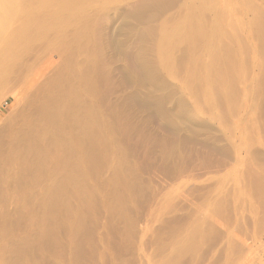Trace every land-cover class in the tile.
<instances>
[{"label":"rangeland","instance_id":"obj_1","mask_svg":"<svg viewBox=\"0 0 264 264\" xmlns=\"http://www.w3.org/2000/svg\"><path fill=\"white\" fill-rule=\"evenodd\" d=\"M12 1L13 0H11V4L13 6L7 4L6 8L4 7L5 5H3V7L1 6L2 8L0 7L2 13H0V15L5 18H1L0 27L4 31L0 29L2 32H0V37H2V39L0 38V49H2L0 50V61H2L0 62V69H5V71H3V69L0 70V73L3 71L0 75H5L3 78L0 76V80L3 79V81H0V127L2 128L0 129L3 130L2 133L0 131V143L3 144V147L2 144H0V151H2V148L3 150L6 149L7 151H4L8 152V149L21 137V131L18 133V130L22 127L26 130V128L34 126V123L36 125V120L38 119L37 123H43L39 124L41 128H38V125L33 128L37 129L38 135L42 134L43 142L40 140V135V139L38 138L36 143L44 150L34 144L36 150L39 147L37 152L43 150L40 154L36 152L42 158V162L39 164V161H41V158H39L40 160L38 159V163L36 161L35 165H38L40 169L44 170L47 162L52 161V163H47L49 168H46V170L48 171H40V169H37L34 165L36 159L33 161L30 159L33 154L29 152L25 153L27 156L31 154V156H28L29 159L25 158L23 161L20 160L22 161L21 163L17 158H13V160L9 159L8 162L6 161V164L3 162L4 164L0 167L1 170H3V172L0 170V174L2 175H0V181L4 179L7 183L6 185L3 183L4 180L1 181L0 184H2V186L0 185V190L5 185L6 189L9 190H7L8 193H5L6 195L3 193V197L8 195L7 199L9 200L5 198L8 202H5V204H3L4 200L1 203V200L4 198L0 191V208L2 207V209H0V214L2 213L0 215V225L1 227L3 226L2 228L0 227V264H6L7 262V264H17L18 261L16 259H21L18 264H47L48 262H51L50 264H264V51H262L264 49L262 48V44L264 43V39H262L264 37V35L262 37V34H264V0H206L207 3L206 1L202 2L200 0H195L197 2L195 5L193 4L196 2H193V0H100L101 2L99 0H97V2H95L96 0H88L83 3L85 4L83 7L77 8L80 11L74 12L72 9L71 11L73 14L71 11H65L70 10L67 8L68 5H64L69 2L66 0H54V2L52 0H50L51 2L49 0H36V2H34L35 0H14L15 3ZM44 1L45 3H42ZM98 1L100 3H98ZM245 1H247V4ZM201 2L205 8L199 4ZM57 3H59V5ZM89 3L92 5H88ZM208 3L210 5H208ZM213 3L215 5L211 6ZM205 4L208 6H205ZM7 7L8 10H12L13 8L15 12L10 10L9 13H7V10H3L7 9ZM86 7L87 9L85 10L84 8ZM194 7L196 11L193 10ZM196 7H200V9ZM209 7L212 9H209ZM187 8H191V13L189 10L187 11ZM201 8H203V11H200L202 10ZM19 9L21 11H19ZM52 9L54 13L57 11V14L59 13L58 11H60L61 15L64 16L65 14V16L56 15V20H53L51 16V12L53 13ZM205 9H207V11H205ZM87 10L89 11L87 12ZM99 10L102 11L98 12ZM42 11L44 13H42ZM47 12L48 16L46 15ZM256 12H259L258 16ZM261 12L263 14H261ZM74 13H78L76 14L78 16H74ZM90 13L95 14L91 15ZM187 13L189 15L191 14L190 17L188 15L189 18L187 17ZM12 14H14L13 17ZM15 14L17 16H15ZM84 14L87 15L85 16ZM6 15L8 18H6ZM23 15L26 17L23 18ZM18 16L21 17V19ZM70 16H72V18H70ZM198 16L201 22H199ZM33 17L37 18L36 22L38 21V24L41 21H45V24L41 22V24H39L41 26L38 27ZM65 17L68 19L65 20ZM82 17H87L88 19ZM202 17L204 19H202ZM257 17L262 18L258 20ZM9 18L11 20H9ZM17 18L18 23L15 21ZM76 18H78L77 21L79 22H76ZM93 18L95 22L92 20ZM186 18L190 22L189 24ZM196 18L197 21H195ZM27 19H29L30 23H28L29 21ZM184 19L186 21H184ZM254 19H257V21L261 23V26L257 25V21ZM5 20H8L6 21L8 24L4 23L8 25V31L7 28H5L6 26L2 23ZM25 20L28 22H25ZM14 21L15 23H13ZM51 22L53 27H51ZM84 22H88L89 26L88 23H86L88 27L85 25L86 28H82L85 24ZM91 23L92 26H90ZM19 24L23 25L20 26ZM29 24L30 26H28ZM58 24L60 25L59 28L65 27L64 32L58 28ZM193 24H195V26ZM55 25L57 26L54 27ZM213 26L214 29L212 28ZM15 27H19V30L21 28L20 31L18 30L20 33H18ZM43 27H46V29L42 30ZM48 27L51 31L48 30ZM28 28L29 32L35 30L34 32H38L39 34L36 33L35 36L34 32L33 34L29 33L27 31ZM30 28H32L33 31ZM37 28H39V30ZM196 28H201V30H197ZM204 28L206 29L204 30ZM219 28H221L223 34H221ZM10 29H14L12 30L13 32H11ZM194 29L199 33H195ZM77 30L79 32L80 30L82 31L80 33L81 40L78 37L80 35H78L79 32H77ZM254 30H256V32ZM14 31L16 32L14 33ZM167 31H171V34L169 33L171 37L167 35ZM175 31L176 33H174ZM21 32L23 34L26 32V35H23ZM75 32L77 33L75 34ZM208 32L212 33L209 34ZM215 32L221 35L218 34V36H216ZM254 32L256 35H254ZM184 33H187L188 36L184 35ZM20 34H22V36H20ZM27 35H30L32 38L35 37V40L31 37L27 39ZM46 35L48 37H46ZM59 35L62 40L58 37ZM165 35H167L165 40L169 37L167 39L168 41L164 40ZM174 36H176L177 39ZM206 36L210 37L206 38ZM49 37L50 40L47 39ZM6 38L8 40H6ZM36 38H39V40ZM65 38L66 40H64ZM171 38L172 41L169 40ZM201 38L205 40L202 41ZM209 38L212 40L210 41ZM194 39H196L197 42L194 41ZM13 40H16L17 43H14ZM30 40L33 43H31ZM160 40L165 41L162 42L164 45ZM43 41L45 43H43ZM199 41L201 45L198 44L200 43ZM212 41H215V44ZM11 42L14 43L12 47L10 46L12 45ZM64 42H66V45H63L66 47H62V43ZM167 42H171V44L169 43L171 47L169 44L166 45ZM207 42H210V47ZM245 42H247L248 46ZM20 43H22V45ZM18 44L19 46L21 45V47H19ZM39 44L41 46H39ZM72 44L77 46L75 47ZM174 44L175 46H173ZM56 45L61 47L57 48ZM243 46H247V49ZM70 47H72V49ZM73 47L76 50H74ZM198 48L201 50L200 52L198 50L199 55H197ZM7 49L10 52V56L9 54L5 55ZM11 49H14L15 52L14 50L12 52ZM61 50L63 52H61ZM64 51H66V53ZM14 54L16 55L15 57ZM70 54L72 55L70 56ZM19 55L22 56L19 57ZM68 55L70 58L66 60ZM194 55L196 57L199 56L201 60ZM217 56L220 57L222 62H220ZM224 56L227 58L224 59ZM258 56L260 57L256 58ZM72 58L73 60H71ZM3 59H6L8 62ZM88 59H91L93 62H90ZM217 60L219 61L218 63ZM88 62H90L91 68ZM215 62L218 66L221 65L219 63H222L220 66L222 68L219 69V67H216L217 65ZM9 63L13 66L9 65ZM62 63L65 65L63 66ZM73 63L74 66H72ZM208 64L211 65L209 66ZM226 64H228V66ZM197 65L203 66L200 68V66ZM55 66L56 69H54ZM196 66L198 69H196ZM208 66L211 67V69L207 70ZM65 67L67 70L64 69ZM214 67L215 70L218 68L217 72L222 70L223 73H221L223 75H221V78L220 73L218 72L219 74H216V71H214ZM199 68L200 71L202 70L201 72H199ZM8 69L11 70L6 71ZM51 69L54 72H51ZM57 69L60 71L63 70L62 72L65 73L62 74L61 72L60 75V71ZM196 70L199 73H197ZM10 71L12 73H10ZM206 71H210L211 75H208L207 73L209 72ZM230 71L231 74H228ZM212 75L215 76L214 78L212 77L213 79L211 78ZM233 75H235V78ZM57 76H60V80L61 78H65L63 79L65 82L61 80L62 90H65L67 87L65 85L67 84L66 80L70 81V83L72 80L73 82H79L78 85L76 84L77 86H75L78 89L74 86L72 87L70 83L67 84L68 90L71 91L72 96L76 91L75 96L72 98H69L71 94L68 93V95L70 94L68 100L72 99L69 100L68 109L72 105L71 102L75 100L72 102L74 106L72 105L68 110V127H66L67 124H65V122L63 127L61 129L59 128L60 131L55 129L57 126L53 124V122L50 123L49 120L45 121V125L50 124V127H48V125L45 126L40 117V112L43 111L44 107V103L42 102L46 101V92L47 89L49 90L48 86L53 83L52 81L54 78V82H57ZM207 76L210 81H206V79H208L206 78ZM226 77H228V80ZM68 78H71V80ZM233 78L234 80H232ZM73 85L75 84L73 83ZM69 86L72 87V90ZM229 89L231 90L229 91ZM79 90L81 94H83L82 96ZM51 91L52 90H50V92ZM77 92L79 93L77 94ZM76 96L78 97L76 98ZM81 98L84 101H81ZM79 101L82 102V104H80ZM86 102H90L89 105ZM83 103H85V105H83ZM37 105L39 107H37ZM35 107L37 109H35ZM25 108L26 110H24ZM39 108L42 109V111ZM76 108H79L77 109L79 113ZM88 108L90 111L93 109L97 111H92L94 113L93 115ZM80 109H86L90 114H88L86 110L83 111ZM35 111H38L37 113L40 115H37ZM80 111H83L81 113L82 115ZM14 113L20 116L17 117ZM95 113L101 116H99V120L95 118L98 117ZM83 114H86V117ZM24 115L27 118L23 117ZM60 115L61 113L59 116ZM80 115L81 117L79 118L78 116ZM20 117L22 119L24 118V122H22ZM82 117L85 118L81 119ZM84 119H86L87 122H85ZM71 120L72 122H70ZM73 120H75L74 122L76 124L73 123ZM20 122L24 124H22V127ZM70 123L72 124L69 125ZM85 123H89L90 126L88 127L90 129L88 128V131L91 130L90 132H92L93 135L85 131L87 129L86 126H84ZM52 126H55V128ZM91 126L94 128H91ZM102 126L103 128H101ZM17 127L20 129L16 130ZM98 128L99 130H96ZM11 129L14 130V133ZM24 129H21L23 130V135L26 134L24 133ZM48 129V135H45L44 133H46ZM54 129L60 133H57ZM61 131H63L65 136ZM73 131L77 133L76 136L79 138H75H77L78 141L74 139L75 133ZM96 131H99V134ZM51 134H53L55 138ZM57 134L62 135V140ZM49 135L50 139L52 137L51 140L53 143L55 141L57 144L59 140V145L63 144L60 146L55 143L53 144L51 140H49ZM15 136L17 138H14ZM63 137H66L67 140L65 141H69V144L75 149H72L69 144L67 147L65 144L66 142H62L64 140ZM91 137H93V139ZM68 138L71 139L69 140ZM80 138L82 140H80ZM99 138H101V140ZM2 140L5 141L7 146H5ZM75 140L78 143H83L78 145ZM93 141L94 143H92ZM50 145L54 146L50 147ZM86 145H88V147ZM58 146L62 147L59 149V152L55 149ZM65 148L68 149L66 150ZM84 148L87 150L85 149L84 151ZM88 148H90V150ZM51 149H55V151L58 152L57 155L63 153V151L67 154L63 153V155L57 156L55 153L51 155V153H53ZM69 149L73 150L75 153ZM48 150L49 153L51 152L50 154L47 152ZM95 151L98 154H96ZM84 152L88 156L85 155ZM44 154L47 155V159ZM75 154L78 156L80 155L79 158ZM42 155L44 156L42 157ZM49 156L50 158H48ZM65 156L67 157V162L66 159H64L65 163L71 164L68 170L67 168L64 169V165L66 167V164L61 160L63 157L66 158ZM69 157L75 159L71 160ZM89 157L92 158L89 159ZM44 159L47 161L45 162ZM92 160L96 163L93 164V167L91 164L93 163ZM57 161H61L62 169ZM85 161L89 163L87 162L86 164L84 163ZM79 162L82 168L81 165H78ZM56 163L59 167H57ZM72 163H75L76 167L79 169L70 168L75 167ZM41 164L43 165L42 168ZM50 164L53 165L50 167ZM14 165H16V167H14ZM13 167L14 170H12ZM53 167H57L58 174L57 170ZM12 171L14 175H12ZM68 171L72 173L70 175L73 179L75 177L77 179L73 180L71 176L68 175V173H70ZM6 172H8L7 175ZM40 172L45 173L42 174ZM20 173L21 177L18 176ZM77 174L80 175L81 178H78ZM51 175H54L53 180L49 177ZM55 176L58 177L56 178ZM71 179L73 183H71ZM24 180L26 183H24ZM55 180L58 182L56 183L57 185L55 184ZM15 181L17 183H14ZM20 181H23V185H21ZM12 182L15 184V187H17L16 184H18V186L21 185L22 188H27L25 190L20 186L18 189L16 188L18 192H20L19 190L22 191L21 194H23V196H19L17 191H15L16 189L14 190L12 186H10ZM51 183L55 184L58 191ZM67 183L69 184L68 188ZM81 184L83 187L86 186L81 188ZM28 185L30 187L33 185L34 188L32 187V190H30L31 188H29ZM50 185L53 186L54 190L51 188L49 192L50 188L48 187H52ZM63 186L66 188L63 189ZM28 188L29 191L27 193H29V197L32 195L34 198V194H36L34 203H39L40 199L41 201L45 199L44 197L47 193L51 194L55 191L53 193L54 195L52 194V197L54 196V200H52L53 207H55L53 208V213L50 211L48 216L47 214H42L38 219L36 217L30 220V217L27 216V211H29V209L27 208L26 211V207L30 208V206L25 205L28 202L27 205L33 203V198H30V200H32L30 201L28 200L29 197L26 196L28 202H25L26 200L24 199L25 194L27 195L26 191ZM47 189L48 191H45ZM13 190L18 194L15 197L19 196L20 198L14 197L15 193ZM42 191L46 195L42 194ZM37 194H40L39 197ZM59 194L64 195L61 196ZM13 198L14 200H12ZM15 201H20V204L15 206ZM59 201L60 203H57ZM64 201L65 203L67 202V204H65ZM2 204L3 206H1ZM8 204L9 207L6 206ZM61 207L65 208L61 209ZM6 208H8V210ZM12 208L14 210H12ZM20 208L22 210H19ZM3 209L6 215L3 214ZM21 211L24 213L21 214ZM18 213L21 214L19 217ZM23 214L26 215L24 216ZM51 214L54 219L53 217L51 218ZM26 216L27 220H25ZM20 217L25 224H20ZM10 218H12L11 221H9ZM51 219L52 223H49ZM37 222L44 224L43 227H41L48 233L49 229L47 228L51 229L50 225L52 224L50 233L48 235L47 233L42 235L43 229L41 230ZM45 222L50 224L49 227H47ZM13 223L16 225H12ZM23 226L27 227L23 229ZM7 229H10L9 233ZM39 229L41 230L40 232H42L41 234L38 231ZM1 230H4L3 233L7 235L4 234L3 237ZM36 231H38L39 237L41 235V240L38 236L36 237V235H38ZM50 234L52 238L44 236H49ZM44 237L47 238L49 242L52 239V243L47 242L48 240ZM21 240L24 242L23 244ZM19 241V244L23 246L17 249L19 247L17 242ZM33 245H35V247ZM16 246L17 248H15ZM24 246L26 249H29L26 250ZM49 246H51V248ZM6 247H8V249ZM22 248L23 250L25 249L24 253L26 252L27 254L20 251ZM49 248L51 250L47 251ZM14 251H16L17 254ZM21 253H23V256ZM11 254L18 255L20 258H16V256L13 255L15 257V259H13L14 257ZM19 254L22 257L19 256ZM14 260H16L17 263Z\"/></svg>","mask_w":264,"mask_h":264},{"label":"bare ground","instance_id":"obj_2","mask_svg":"<svg viewBox=\"0 0 264 264\" xmlns=\"http://www.w3.org/2000/svg\"><path fill=\"white\" fill-rule=\"evenodd\" d=\"M49 1H50V0H49ZM52 1L54 2V0H52ZM57 1H59V0H57ZM66 1H67V2L69 1L68 3H70V4L66 3V4H64V5H68L67 8L70 9V10H65V11H71V10L73 9L74 12H78V11H80V10L77 9V8H81V7H83V6L85 5V4H83V3H85V2L88 1V0H66ZM90 1H91V0H90ZM90 1H89V2H90ZM93 1H94V0H93ZM99 1H100V0H99ZM99 1H98V3L101 2V1H100V2H99ZM110 1H111V0H110ZM147 1H148V0H147ZM147 1H146V2H147ZM196 1H197V0H196ZM196 1L193 0V2H196ZM198 1H199V0H198ZM200 1H202V2L204 1V2H205L206 0H200ZM207 1H209V0H207ZM207 1H206V3H207ZM214 1H215V0H214ZM214 1H213V2H214ZM12 2L15 3L14 0H13ZM34 2H36V0H35ZM40 2H41V1H40ZM40 2H39V3H40ZM46 2H48V1H46ZM50 2H51V1H50ZM50 2H48V3H50ZM64 2H65V1H64ZM95 2H97V0H96ZM186 2H187V1H186ZM202 2L199 3V4L202 5V6L204 7V5H203ZM245 2H246V4H247V1H245ZM42 3H45V1L42 2ZM42 3H41V4H42ZM48 3H47V4H48ZM59 3H60V2H59ZM59 3H57V4L59 5ZM103 3H104V2H103ZM107 3H108V2H107ZM144 3H145V2H144ZM187 3H188V2H187ZM187 3H186V4H187ZM190 3H192V2H190ZM190 3H189V4H190ZM210 3H211V2H210ZM214 3H215V2H214ZM214 3H213L211 6L215 5ZM7 4H11V0H0V7H1V6L3 7V5H5L4 7L6 8ZM18 4H19V3H18ZM32 4H33V3H32ZM47 4H45V5L47 6ZM82 4H83V5H82ZM90 4H91V3H89L88 5H90ZM92 4H93V2H92ZM92 4H91V5H92ZM96 4H97V3H96ZM145 4H146V3H145ZM184 4H185V3H184ZM195 4H197V2L194 3L193 5H195ZM248 4H249V3H248ZM11 5H12V4H11ZM15 5H16V4H15ZM19 5H20V4H19ZM19 5H18V6H19ZM42 5H43V4H42ZM54 5H55V4H54ZM54 5H53V6H54ZM103 5H104V4H103ZM105 5H106V4H105ZM200 5H199V6H200ZM206 5H207V4H205V6H206ZM208 5H210V4L208 3ZM208 5H207V6H208ZM12 6H13V5H12ZM22 6H23V5H22ZM38 6H39V5H38ZM55 6H57V5H55ZM98 6H100V5H98ZM184 6H185V5H184ZM184 6H183V7H184ZM2 7H1V8H2ZM20 7H21V6H20ZM47 7H49V6H47ZM60 7H61V6H60ZM187 7H188V6H187ZM1 8H0V13H1ZM9 8H10V7H9ZM11 8H12V7H11ZM30 8H32V7H30ZM30 8H29V9H30ZM49 8H50V7H49ZM88 8H90V7H88ZM91 8H92V7H91ZM196 8L200 9V7H196ZM204 8H205V7H204ZM21 9H22V7H21ZM23 9H24V8H23ZM75 9H76V10H75ZM84 9L86 10L87 7L84 8ZM92 9H93V8H92ZM92 9H91V11H92ZM190 9H191V8H190ZM190 9L187 8V11H188V10L190 11ZM201 9H202V10H200V11H203V8H201ZM209 9H212V8L209 7ZM3 10H7V13H9V11H10L11 9L8 10V7H7V9H3ZM33 10H34V8H33ZM35 10H36V6H35ZM40 10H41V9H40ZM45 10H46V9H45ZM52 10H53V9H52ZM52 10H51V11H52ZM56 10H57V9H56ZM56 10H55V11H56ZM58 10H60V9H58ZM62 10L64 11V8H63V7H62ZM62 10H61V12H62ZM103 10H104V9H103ZM193 10H195V7H194ZM255 10H257V9H255ZM261 10H262V9H261ZM11 11H13V8H12ZM19 11H21V10L19 9ZM19 11H18V12H19ZM81 11H82V9H81ZM88 11H89V10H87V12H88ZM101 11H102V10H101ZM101 11L99 10L98 12H101ZM191 11H192V10H191ZM191 11H190V13H191ZM195 11H196V10H195ZM197 11H198V10H197ZM205 11H207V9H205ZM239 11H240V10H239ZM239 11H238V12H239ZM257 11H258V10H257ZM13 12H15V10H14ZM13 12H11V13H13ZM22 12H24V11H22ZM25 12H26V10H25ZM25 12H24V13H25ZM27 12H28V11H27ZM56 12H57V11H56ZM56 12L54 13V10H53V13L51 12V16H52V19H53V20H56V15H57V16H58V15H61L60 11H58L60 14H59V13L56 14ZM84 12H85V11H84ZM84 12H82V13H84ZM93 12H94V11H93ZM95 12H96V11H95ZM107 12H108V11H107ZM193 12H194V11H193ZM254 12H255V11H254ZM11 13H10V14H11ZM40 13H41V12H40ZM42 13H44V12L42 11ZM64 13H65V12H64ZM71 13L73 14L72 11H71ZM71 13H70V14H71ZM211 13H212V12H211ZM211 13H210V14H211ZM256 13H257V12H256ZM258 13H259V12H258ZM258 13L256 14L257 16H258ZM1 14H2V13H1ZM3 14H5V13H3ZM18 14H20V13H18ZM31 14H32V12H31ZM35 14H36V13H35ZM37 14H38V13H37ZM62 14H63V12H62ZM66 14H67V13H66ZM76 14H78V13H76ZM76 14L74 13V16H75ZM90 14H91V13H90ZM94 14H95V13H93V14H91V15H94ZM192 14H193V13H192ZM195 14H196V13H195ZM202 14H203V13H202ZM202 14H199V15H202ZM261 14H263V13L261 12ZM13 15H14V14H12V17H13ZM25 15H27V14H25ZM32 15H33V14H32ZM46 15L48 16V12H47ZM84 15H85V14H84ZM86 15H87V14H86ZM86 15H85V16H86ZM88 15H89V14H88ZM98 15H99V14H98ZM188 15H189V14L187 13V17H188ZM204 15H206V14H204ZM220 15H221V14H220ZM259 15H260V14H259ZM4 16H5V15H4ZM8 16H9V14H8ZM15 16H17V15L15 14ZM23 16H24V15H23ZM29 16H31V15H29ZM42 16H43V15H42ZM61 16L64 17L65 14H64V16H63V15H61ZM74 16H73V17H74ZM76 16H78V15H76ZM79 16H80V15H79ZM190 16H191V14L189 15V17H190ZM194 16H196V15H194ZM202 16H203V15H202ZM206 16H207V15H206ZM210 16H211V15H210ZM218 16H219V15H218ZM261 16H262V15H261ZM2 17H3V16L0 15V27H1V18H2ZM12 17H11V18H12ZM18 17H19V16H18ZM25 17H26V16H24L23 18H25ZM27 17H28V16H27ZM37 17H38V16H37ZM39 17H40V16H39ZM49 17H50V16H49ZM49 17H48V18H49ZM68 17H69V16H68ZM89 17H90V16H89ZM189 17H188V18H189ZM3 18H4V17H3ZM6 18H8L7 15H6ZM19 18L21 19V17H19ZM33 18H35V17H33ZM57 18H58V17H57ZM59 18H60V17H59ZM70 18H72V16H70ZM70 18H69V19H70ZM78 18H79V17H78ZM78 18H76V22H79V21H77ZM80 18H81V17H80ZM82 18H85V17H82ZM86 18H87V17H86ZM86 18H85V19H86ZM91 18H92V17H91ZM180 18H181V17H180ZM192 18H193V16H192ZM198 18H199V16H198ZM215 18H216V17H215ZM215 18H214V19H215ZM217 18H218V17H217ZM257 18H258V17H257ZM259 18H262V17H259ZM259 18H258V20H259ZM4 19H5V18H4ZM4 19H3V20H4ZM40 19H41V18H40ZM40 19H39V21H40ZM64 19L66 20V19H68V18L65 17ZM73 19H74V18H73ZM87 19H88V18H87ZM182 19H183V18H182ZM194 19H195V18H194ZM202 19H204V18L202 17ZM218 19H219V18H218ZM9 20H11V19L9 18ZM17 20H18V18H17L15 21L17 22ZM27 20L29 21V19H27ZM31 20H32V18H31ZM36 20H37V18H35V22H36ZM44 20H45V19H44ZM65 20H63V21H65ZM74 20H75V19H74ZM81 20H82V19H81ZM92 20L95 22V19H94V18H93ZM92 20H91V21H92ZM186 20H187V18H186ZM186 20L184 19V21H186ZM191 20H192V19H191ZM206 20H207V19H206ZM210 20H212V19H210ZM215 20H217V19H215ZM215 20H214V21H215ZM254 20H255V19H254ZM6 21H8V20L3 21L2 23H3V24H4V23L8 24V22H6ZM12 21H13V19H12ZM15 21H14L13 23H15ZM28 21L25 20V22H28ZM32 21H33V20H32ZM46 21H47V19H46ZM48 21H51V20H48ZM68 21H70V20H68ZM82 21H84V20H82ZM187 21H188V20H187ZM195 21H197V18H196ZM203 21H204V20H203ZM255 21H257V19H256ZM255 21H254V22H255ZM33 22H34V21H33ZM37 22H38V21H37ZM37 22H36V24H38ZM41 22H42V21H41ZM41 22H39V24H41ZM43 22H44V24H45V21H43ZM43 22H42V24H43ZM66 22H67V21H66ZM71 22H73V21H71ZM71 22H69V23H71ZM94 22H93V23H94ZM178 22H179V21H178ZM192 22H193V21H192ZM199 22H201V21H200V18H199ZM218 22H219V20H218ZM218 22H217V23H218ZM221 22H222V21H221ZM17 23H18V22H17ZM17 23H16V24H17ZM28 23H30V21H29ZM47 23H48V22H47ZM69 23H68V24H69ZM73 23H74V22H73ZM73 23H71V24H73ZM82 23H83V22H82ZM84 23H85V22H84ZM86 23H88V22H86ZM86 23L84 24V26H82L83 24L81 25L82 28H83V27L86 28V27H85ZM179 23H180V22H179ZM189 23H190V22L188 21V24H189ZM193 23H195V22H193ZM206 23H208V22H206ZM213 23H215V22H213ZM217 23H216V24H217ZM256 23H257V25L261 26V25H260V24H261L260 22L257 21ZM6 24H4V25L6 26L5 28H7V26H8V25H6ZM39 24H38V27L41 26V25H39ZM62 24H63V23H62ZM65 24H66V23H65ZM200 24H202V23H200ZM200 24H199V26H200ZM209 24H210V23H209ZM216 24H215V27H216ZM222 24H223V23H222ZM12 25H13V24H12ZM19 25H20V24H19ZM21 25H23V24H21ZM21 25H20V26H21ZM26 25H27V24H26ZM26 25H25V26H26ZM32 25H33V24H32ZM32 25H31V26H32ZM34 25H35V24H34ZM49 25H50V24H49ZM73 25H74V24H73ZM77 25H78V24H77ZM166 25H167V24H166ZM182 25H183V24H182ZM193 25L195 26V24H193ZM193 25H192V26H193ZM204 25H205V22H204ZM2 26H3V25H2ZM13 26H14V25H13ZM28 26H30V24H29ZM28 26H27V27H28ZM46 26H48V25H46ZM56 26H57V25H55L54 27H56ZM86 26H87V25H86ZM88 26H89V23H88ZM88 26H87V27H88ZM90 26H92V23H91ZM186 26H187V25H186ZM202 26H203V25H202ZM263 26H264V25H263ZM263 26H262V27H263ZM35 27H36V25H35ZM51 27H53V26H52V22H51ZM59 27H60V25L58 24V28H59ZM70 27H71V26H70ZM77 27H78V26H77ZM182 27H183V26H182ZM189 27H190V26H189ZM197 27H198V26H197ZM210 27H211V24H210ZM252 27H253V26H252ZM15 28H17V27H15ZM32 28H33V27H32ZM32 28H30V29L32 30ZM40 28H41V27H40ZM67 28H68V27H67ZM193 28H194V27H193ZM212 28L214 29V26H213ZM235 28H236V26H235ZM235 28H234V29H235ZM0 29H1V28H0ZM23 29H24V28H23ZM26 29H27V28H26ZM37 29L39 30V28H37ZM43 29L45 30L46 27H45V28L43 27L42 30H43ZM59 29H60L61 31L64 32L65 27H64V28L61 27V28H59ZM62 29H63V30H62ZM90 29H91V27H90ZM174 29H175V27H174ZM179 29H180V28H179ZM196 29H197V28H196ZM198 29L201 30V28H198ZM198 29H197V30H198ZM202 29H203V28H202ZM205 29H206V28H204V30H205ZM208 29H209V27H208ZM208 29H207V30H208ZM213 29H212V30H213ZM219 29H220V32H221V28H219ZM255 29H256V28H255ZM259 29H260V27H259ZM263 29H264V28H263ZM1 30L3 31V29H1ZM4 30H5V29H4ZM8 30H9V28H7V31H8ZM10 30H11V32H13L12 30H14V29H10ZM18 30H19V27L17 28V31H18ZM20 30H21V28H20ZM20 30H19V31H20ZM40 30H41V29H40ZM48 30L51 31L49 27H48ZM85 30H87V29H85ZM177 30H178V29H177ZM181 30H182V29H181ZM200 30H199V31H200ZM210 30H211V28H210ZM215 30H218V29H215ZM223 30H224V29H223ZM235 30H236V29H235ZM19 31H18V33H20ZM22 31H23V30H22ZM25 31H26V30H25ZM27 31L29 32V28H28ZM27 31H26V32H27ZM32 31H33V30H32ZM34 31H35V30H34ZM34 31H33V32H34ZM46 31H47V30H46ZM61 31H60V32H61ZM68 31H69V30H68ZM73 31H74V30H73ZM188 31H189V29H188ZM194 31H195V29H194ZM254 31L256 32V30H254ZM260 31H261V30H260ZM260 31H259V32H260ZM262 31H263V30H262ZM0 32H1V31H0ZM3 32H4V31H3ZM15 32H16V31H14V33H15ZM23 32H24V31H23ZM26 32L24 33L25 35H26ZM28 32H27V33H28ZM33 32H29V33H32V34H33ZM39 32H41V31H39ZM43 32H44V31H43ZM54 32H55V30H54ZM56 32H57V31H56ZM58 32H59V31H58ZM63 32H62V33H63ZM65 32H66V30H65ZM71 32H72V31H71ZM77 32H79V31L77 30ZM77 32H75V34H76ZM81 32H82V31L80 30V32H79L78 35H80ZM83 32H84V29H83ZM88 32H89V31H88ZM165 32H166V31H165ZM167 32H168V34H167V33H166V34H167L168 36L171 37V35H169V33H170L171 31H167ZM177 32H178V31H177ZM190 32H191V31H190ZM196 32L199 33L198 31H195V33H196ZM200 32H201V31H200ZM204 32H205V31H204ZM218 32H219V31H218ZM229 32H230V31H229ZM229 32H228V34H229ZM255 32H254V35H256ZM1 33H2V32H1ZM9 33H10V31H9ZM21 33H22V32H21ZM34 33H35V32H34ZM36 33H38V32H36ZM36 33H35V36H36ZM52 33H53V31H52ZM86 33H87V31H86ZM90 33H91V30H90ZM174 33H176V31H175ZM193 33H194V32H193ZM201 33H202V32H201ZM201 33H200V34H201ZM206 33H207V31H206ZM208 33H209V32H208ZM210 33H212V32H210ZM210 33H209V34H210ZM238 33H239V32H238ZM263 33H264V32H263ZM22 34H23V33H22ZM22 34H20V36H22ZM24 34H23V35H24ZM38 34H39V33H38ZM45 34H46V33H45ZM45 34H43V35H45ZM58 34H59V33H58ZM58 34H57V35H58ZM60 34H61V33H60ZM68 34L70 35L69 32H68ZM71 34H72V33H71ZM170 34H171V33H170ZM172 34H173V33H172ZM209 34H207V35H209ZM215 34H216V32H215ZM218 34H219V33H218ZM218 34H216V36H218ZM221 34H223V33L221 32ZM221 34H219V35H221ZM260 34H261V33H260ZM260 34H259V35H260ZM0 35H1V34H0ZM2 35H3V34H2ZM5 35H6V32H5ZM57 35H56V36H57ZM63 35H64V34H63ZM84 35H85V34H84ZM167 35L164 36V40H165V37H167ZM177 35H179V34H177ZM180 35H181V33H180ZM182 35H183V34H182ZM184 35L188 36L187 33H186V34L184 33ZM189 35H190V34H189ZM201 35H202V34H201ZM201 35H200V36H201ZM205 35H206V34H205ZM240 35H241V34H240ZM263 35H264V34H262V37H263ZM32 36H34V35H32ZM53 36H55V35H53ZM61 36H62V35H61ZM74 36H75V35H74ZM76 36H77V35H76ZM82 36H83V33H82ZM186 36H185V37H186ZM196 36H197V35H196ZM200 36H198V37H200ZM202 36H203V35H202ZM210 36H211V35H210ZM210 36H208V37H210ZM212 36H215V35H212ZM222 36H223V35H222ZM231 36H233V35H231ZM10 37H11V36H10ZM18 37H19V35H18ZM23 37H24V36H23ZM28 37H31V36H30V35H27V39H28ZM46 37H48V36L46 35ZM51 37H52V35H51ZM58 37H60V35H59ZM78 37L80 38L81 35L78 36ZM78 37H76V38L79 39ZM83 37H84V36H83ZM87 37H88V36H87ZM174 37L176 38V36H174ZM178 37H179V36H178ZM181 37H182V36H181ZM185 37H184V38H185ZM194 37H195V35H194ZM208 37L206 36V38H208ZM240 37H242V36H240ZM0 38L2 39V37H0ZM13 38H14V37H13ZM31 38H32V37H31ZM53 38H54V37H53ZM63 38H64V37H63ZM70 38H71V36H70ZM73 38H74V37H73ZM73 38H72V40H73ZM168 38H169V37H168ZM168 38H166V40H167ZM179 38H180V37H179ZM179 38H178V39H179ZM203 38H204V36H203ZM215 38H216V37H215ZM217 38H218V37H217ZM221 38H222V37H221ZM231 38H232V37H231ZM1 39H0V41H1ZM4 39H5V38H4ZM23 39H24V38H23ZM23 39H22V40H23ZM27 39H26V40H27ZM32 39L35 40V37H33ZM36 39L39 40V38H36ZM42 39H43V38H42ZM47 39L50 40V37L47 38ZM47 39H46V40H47ZM68 39H69V37H68ZM81 39H82V38H80V40H81ZM176 39H177V38H176ZM182 39H183V37H182ZM191 39H192V36H191ZM191 39H190V40H191ZM199 39H200V38H199ZM209 39H210V41L212 40L211 38H209ZM209 39H208V40H209ZM243 39H244V38H243ZM262 39H264V37H263ZM6 40H8V39L6 38ZM33 40H32V41H33ZM54 40H55V39H54ZM60 40H62L61 37H60ZM60 40H59V41H60ZM64 40H66V38H65ZM74 40H75V39H74ZM80 40H79V41H80ZM166 40H165V41H166ZM169 40L172 41V38L169 39ZM192 40H193V39H192ZM201 40H202V38H201ZM203 40H205V39H203ZM203 40H202V41H203ZM216 40H217V39H216ZM3 41H4V40H3ZM10 41H11V40H10ZM24 41H25V40H24ZM28 41H29V40H28ZM40 41H41V40H40ZM55 41H56V40H55ZM55 41H54V42H55ZM57 41H58V40H57ZM160 41H161V43H162V42H165V41H162V40H160ZM167 41H168V40H167ZM174 41H175V40H174ZM187 41H188V40H187ZM194 41L197 42L196 39H194ZM8 42H9V41H8ZM13 42H14V43H15V42L17 43L16 40H13ZM21 42H22V41H21ZM30 42H31V40H30ZM30 42H29V43H30ZM51 42H52V41H51ZM61 42H63V41H61ZM61 42H60V43H61ZM67 42H68V40H67ZM69 42H70V41H69ZM75 42H76V40H75ZM196 42H194V43H196ZM199 42H200V41H199ZM212 42H213V41H212ZM212 42H211V43H212ZM259 42H260V41H259ZM262 42H263V41H262ZM262 42H261V43H262ZM4 43H5V41H4ZM14 43L11 42L12 45H10V46L12 47ZM31 43H33V42H31ZM43 43H45V42L43 41ZM49 43H50V41H49ZM60 43H58V44H60ZM72 43H73V41H72ZM77 43H79V42H77ZM169 43L171 44V42H169ZM169 43L167 42L166 45L169 44ZM173 43H174V42H173ZM209 43H210V42H209ZM209 43L207 42V44H209ZM213 43L215 44V41H214ZM213 43H212V44H213ZM216 43H217V42H216ZM226 43H227V42H226ZM245 43L247 44V42H245ZM261 43H260V48H261ZM20 44L22 45V43H20ZM23 44H24V43H23ZM41 44H42V42H41ZM51 44H52V43H51ZM63 44L66 45V42L62 43V47L65 46V45H63ZM67 44H68V43H67ZM73 44H74V43H73ZM73 44H72V45H73ZM162 44L164 45V43H162ZM170 44H169V45H170ZM190 44H191V43H190ZM198 44L201 45V42L198 43ZM223 44H224V43H223ZM5 45H6V44H5ZM16 45H17V44H16ZM16 45H15V46H16ZM21 45L19 46V44H18L19 47H21ZM24 45H27V44H24ZM60 45H61V44H60ZM70 45H71V44H70ZM70 45H69V46H70ZM192 45H193V43H192ZM196 45H197V44H196ZM196 45H195V46H196ZM202 45H203V44H202ZM210 45H211V44H209V47H210ZM218 45H220V44H218ZM225 45H226V44H225ZM225 45H224V46H225ZM229 45H230V44H229ZM243 45H244V44H243ZM1 46H2V45H1ZM8 46H9V44H8ZM10 46H9V47H10ZM39 46H41V45L39 44ZM56 46H57V45H56ZM73 46H75V45H73ZM76 46H77V45H76ZM76 46H75V47H76ZM173 46H175V44H174ZM207 46H208V45H207ZM213 46H214V45H213ZM247 46H248V44H247ZM247 46H246V47L243 46V47L247 49ZM262 46H263L262 48H264V43L262 44ZM2 47H4V46H2ZM9 47H8V48H9ZM11 47H10V48H11ZM19 47H18V48H19ZM59 47H61V46H59ZM59 47L57 46V48H59ZM65 47H66V46H65ZM65 47H64V48H65ZM80 47H81V46H80ZM162 47H163V46H162ZM167 47H168V46H167ZM170 47H171V45H170ZM170 47H169V48H170ZM192 47H193V46H192ZM198 47H200V46H198ZM202 47H203V46H202ZM215 47H218V46H215ZM226 47H227V46H226ZM0 48H1V47H0ZM6 48H7V47H6ZM6 48H4V49H6ZM22 48H23V47H22ZM22 48H21V49H22ZM41 48H42V47H41ZM67 48H68V47H67ZM67 48H66V51H67ZM70 48L72 49V47H70ZM73 48H74V47H73ZM78 48H79V47H78ZM196 48H197V47H196ZM200 48H201V47H200ZM232 48H233V47H232ZM60 49H61V48H60ZM82 49H83V47H82ZM160 49H161V48H160ZM167 49H168V48H167ZM192 49H193V48H192ZM202 49H203V48H202ZM208 49H209V48H208ZM218 49H219V48H218ZM218 49H217V50H218ZM246 49H244V50H246ZM250 49H251V48H250ZM0 50H2V49H0ZM9 50H10V49H9ZM13 50H14V49H13ZM13 50L11 49L12 52H13ZM16 50H17V49H16ZM23 50H24V49H23ZM74 50H76V49L74 48ZM80 50H81V49H80ZM168 50H169V49H168ZM189 50H190V48H189ZM198 50H199V52L201 51V50L198 48V49H197V55H199ZM215 50H216V49H215ZM215 50H214V51H215ZM225 50H226V49H225ZM234 50H235V49H234ZM7 51H8V49L5 51L6 53L4 52L5 55H7V54L10 53L9 51H8V52H7ZM21 51H22V50H21ZM57 51H58V50H57ZM66 51H64V52L66 53ZM68 51H69V50H68ZM72 51H73V50H72ZM82 51H83V50H82ZM193 51H194V49H193ZM219 51H220V49H219ZM219 51H218V52H219ZM226 51H227V50H226ZM231 51H233V50H231ZM247 51H248V50H247ZM262 51H264V49H263ZM14 52H15V50H14ZM42 52H43V50H42ZM51 52H52V51H51ZM55 52H56V51H55ZM61 52H63V51L61 50ZM70 52H71V51H70ZM70 52H69V53H70ZM77 52H78V51H77ZM77 52H75V53H77ZM191 52H192V51H191ZM228 52H229V51H228ZM248 52H249V51H248ZM46 53H47V52H46ZM224 53H225V52H224ZM230 53H231V52H230ZM232 53H233V52H232ZM260 53H261V52H260ZM0 54H1V51H0ZM49 54H50V51H49ZM63 54H64V53H63ZM193 54H194V53H193ZM226 54H227V53H226ZM5 55H4V56H5ZM47 55H48V54H47ZM71 55H72V54H70V56H71ZM89 55H90V54H89ZM189 55H190V53H189ZM200 55H203V54H200ZM214 55H215V53H214ZM0 56H1V55H0ZM4 56H3V57H4ZM9 56H10V54H9ZM15 56H16V55L14 54V57H15ZM21 56H22V55H21ZM21 56L19 55V57H21ZM194 56H195V55H194ZM218 56H219V55H218ZM218 56H217V57H218ZM220 56H221V55H220ZM231 56H232V54H231ZM263 56H264V55H263ZM7 57H8V56H7ZM7 57H6V58H7ZM14 57H13V59H14ZM72 57H73V56H72ZM189 57H190V56H189ZM195 57H196V56H195ZM198 57H199V56H198ZM198 57H196V58H198ZM224 57H225V56H224ZM229 57H230V56H229ZM229 57H228V59H229ZM249 57H250V56H249ZM259 57H260V56H258V57H256V58H259ZM261 57H262V55H261ZM54 58H55V57H54ZM68 58H70L69 55H68V57H67L66 60H68ZM203 58H204V56H203ZM218 58H219V60H220V57H218ZM218 58H217V59H218ZM226 58H227V57H225L224 59H226ZM13 59H12V60H13ZM39 59H40V57H39ZM91 59H93V58H91ZM91 59H88V60H90V62H93ZM188 59H189V58H188ZM191 59H192V58H191ZM198 59H200V57H199ZM221 59H222V58H221ZM235 59H236V58H235ZM260 59H261V58H260ZM262 59H263V57H262ZM3 60H6V59H3ZM9 60H11V59H9ZM16 60H17V59H16ZM71 60H73V58H72ZM71 60H69V61H71ZM86 60H87V59H86ZM200 60H201V59H200ZM213 60H214V59H213ZM231 60H233V59H231ZM236 60H237V59H236ZM255 60H256V59H255ZM258 60H259V59H258ZM6 61H7V60H6ZM39 61H40V60H39ZM39 61H38V62H39ZM41 61H42V60H41ZM69 61H68V62H69ZM203 61H204V60H203ZM203 61H202V62H203ZM0 62H2V61H0ZM3 62H4V61H3ZM7 62H8V61H7ZM11 62H12V61H11ZM14 62H15V60H14ZM14 62H13V64H14ZM63 62H64V61H63ZM90 62H88V64H89ZM94 62H95V61H94ZM218 62H219V61L217 60V63H218ZM220 62H222V61L220 60ZM231 62H232V61H231ZM233 62H234V61H233ZM256 62H257V61H256ZM39 63H40V62H39ZM52 63H53V62H52ZM57 63H58V62H57ZM57 63H56V64H57ZM217 63L215 62V64L217 65L216 67H219V69H221L222 67H220V66L222 65V63H219V64H221V65H219V66H218ZM226 63H227V61H226ZM234 63H237V62H234ZM250 63H251V62H250ZM258 63H259V62H258ZM3 64H4V63H3ZM6 64H7V63H6ZM6 64H5V65H6ZM62 64H63V63H62ZM62 64H61V65H62ZM68 64H69V63H68ZM71 64H72V63H71ZM91 64H92V63H91ZM202 64H203V63H202ZM0 65H1V64H0ZM5 65H4V66H5ZM9 65H11V63H9ZM57 65H58V64H57ZM61 65H59V66H61ZM64 65H65V64H63V66H64ZM79 65H80V64H79ZM83 65H84V64H83ZM86 65H87V64H86ZM89 65H90V64H89ZM89 65H88V66H89ZM208 65H209V64H208ZM210 65H211V64H210ZM210 65H209V66H210ZM212 65H213V64H212ZM226 65L228 66V64H226ZM7 66H8V65H7ZM11 66H13V65H11ZM11 66H10V68H11ZM72 66H74V63H73ZM80 66H81V65H80ZM92 66H93V64H92ZM197 66H200V65H197ZM197 66H196V69H198ZM202 66H203V65H202ZM202 66H200V68H201ZM209 66H208L207 70L211 69V67H209ZM0 67H1V66H0ZM230 67H231V66H230ZM259 67H260V66H259ZM75 68H76V67H75ZM75 68H74V70H75ZM82 68H83V67H82ZM84 68H85V67H84ZM90 68H91V65H90ZM200 68H199V72L202 71V70L200 71ZM205 68H206V67H205ZM1 69H3V68H1ZM1 69H0V70H1ZM6 69H7V68H6ZM54 69H56V66L54 67ZM58 69H59V68H58ZM58 69H57V70H58ZM64 69L67 70L66 67H65ZM87 69H88V68H87ZM87 69H86V70H87ZM193 69H194V68H193ZM202 69H203V68H202ZM212 69H213V68H212ZM223 69H224V67H223ZM228 69H229V67H228ZM232 69H233V68H232ZM235 69H237V68H235ZM9 70H11V69H8V70H6V71H9ZM61 70H62V69H61ZM70 70H71V69H70ZM76 70H77V69H76ZM91 70H92V69H91ZM91 70H90V71H91ZM93 70H94V69H93ZM217 70H218V68H217ZM217 70H215V67H214V71H216V74L219 72V73H220V78H221V75H223V74H222L223 72H222V70L217 72ZM263 70H264V68H263ZM263 70H262V71H263ZM3 71H5V69H3ZM3 71H2L0 74H2ZM48 71H50V70H48ZM58 71H60V70H58ZM62 71H63V70H62ZM62 71H60V75H61V72H62ZM72 71H73V69H72ZM72 71H70V72H72ZM87 71H88V70H87ZM196 71H197V70H196ZM214 71H213V72H214ZM224 71H225V70H224ZM233 71H234V70H233ZM51 72H54V71H52V69H51ZM66 72H67V71H66ZM74 72H75V71H74ZM85 72H86V71H85ZM193 72H195V71H193ZM199 72L197 71V73H199ZM206 72H209V73H207V74H208V75H211L210 71H206ZM221 72H222V73H221ZM4 73H6V72H4ZM10 73H12V72L10 71ZM10 73H9V74H10ZM56 73H57V72H56ZM58 73H59V72H58ZM63 73H65V72H62V74H63ZM76 73H77V71H76ZM93 73H94V72H93ZM97 73H98V72H97ZM204 73H205V71H204ZM214 73H215V72H214ZM219 73H218V74H219ZM49 74H50V73H49ZM49 74H48V75H49ZM71 74H72V73H71ZM83 74H84V72H83ZM85 74H88V73H85ZM212 74H213V73H212ZM228 74H231V71H230V73L228 72ZM233 74H234V73H233ZM263 74H264V72H263ZM72 75H73V74H72ZM77 75H78V74H77ZM0 76H1V75H0ZM4 76H5V75H4ZM4 76H1V77L3 78ZM6 76H7V75H6ZM46 76H47V75H46ZM52 76H53V75H52ZM70 76H71V75H70ZM226 76H227V75H226ZM228 76H229V75H228ZM260 76H261V75H260ZM263 76H264V75H263ZM47 77H48V76H47ZM57 77H58V76H57ZM57 77H56V78H57ZM65 77H66V76H65ZM74 77H75V75H74ZM89 77H90V76H89ZM93 77H94V76H93ZM212 77L214 78L215 76L212 75L211 78H212ZM224 77H225V76H224ZM229 77H231V76H229ZM233 77L235 78V75H233ZM261 77H262V76H261ZM2 78H1V79H2ZM71 78H72V77H71ZM71 78H70V79L68 78V79L71 80ZM85 78H86V77H85ZM87 78H88V76H87ZM90 78H91V77H90ZM206 78H208V76H207ZM213 78H212V79H213ZM222 78H223V76H222ZM227 78H228V77H226V79H227ZM231 78H232V77H231ZM234 78H233L232 80H234ZM262 78H263V77H262ZM52 79H53V78H52ZM52 79H51V80H52ZM54 79H55V78H54ZM54 79H53V81H52L53 83L51 82L52 84H51V85L49 84L51 87L48 86V87H49V90L47 89V92H48V93L46 92V95H47V96L45 97V98H46V101L42 102V103H44V104H43V105H44V107H43V111H42V109H40V108H39V109L42 111V112H40V113H41V116H40V117L42 118V121L44 122V125H45V123H46L45 121H46V120H49L50 123L53 122V124H55V125L57 126L56 128H55V126H52V127L55 128V129H58V130H59V128L61 129V128L63 127V125H64L65 122H66L65 124H67L66 127H68V121H69V120H68V110L72 107V105L74 104V103H72V102H74V100H75V99L73 98L74 100L71 102L72 105L70 104L71 106H70V108L68 109V107H69V106H68V105H69V104H68V103H69V100H72V99H69V100H68V96L71 94V97H69V98H72L73 96H75L76 91L74 90L75 93H73L74 95L72 96V93H71L70 90H68V85H67L68 83H70V81L66 80L67 84H65V85H66L67 87L65 86V87H66L65 90H62V87H61V83H62V82H61V80H62L63 82H65V80H63V79H65V78H63V79L61 78V80H60V76H59V77L57 78V82H54ZM208 79H209V78H208ZM208 79H206V81H210V79H209V80H208ZM9 80H10V79H9ZM58 80H59L60 82H59ZM75 80H76V77H75ZM80 80H81V79H80ZM83 80H85V79H83ZM92 80H93V79H92ZM204 80H205V79H204ZM216 80H217V79H216ZM218 80H219V79H218ZM227 80H228V79H227ZM259 80H260V79H259ZM0 81H3V79L0 80ZM55 81H56V80H55ZM87 81H88V80H87ZM87 81H86V82H87ZM219 81H220V80H219ZM262 81H263V80H262ZM262 81H261V83H262ZM45 82H46V80H45ZM45 82H44V83H45ZM72 82H73V80H72ZM72 82L70 83V84L72 85V87H73V86H74V87L77 86L78 83H79V82L75 81V82H73L75 85H73ZM76 82H77V83H76ZM92 82H93V81H92ZM216 82H217V81H216ZM226 82H227V81H226ZM6 83H7V82H6ZM6 83H5V84H6ZM88 83H89V82H88ZM208 83H210V82H208ZM219 83H220V82H219ZM263 83H264V82H263ZM263 83H262V84H263ZM70 84H69V85H70ZM76 84H77V85H76ZM84 84H85V83H84ZM226 84H228V83H226ZM3 85H4V84H3ZM82 85H83V84H82ZM90 85H92V84H90ZM220 85H221V84H220ZM263 85H264V84H263ZM92 86H93V85H92ZM92 86H90V87H92ZM250 86H251V85H250ZM44 87H46V86H44ZM69 87H70V89L72 88L71 86H69ZM82 87H83V86H82ZM1 88H2V87H1ZM46 88H47V87H46ZM50 88H51V89H50ZM75 88H77V87H75ZM75 88H74V89H75ZM228 88H229V87H228ZM263 88H264V86H263ZM77 89H78V88H77ZM84 89H85V88H84ZM90 89H91V88H90ZM92 89L95 90L94 88H92ZM44 90H45V88H44ZM50 90H52V91L50 92ZM71 90H72V89H71ZM220 90H221V89H220ZM230 90H231V89H229V91H230ZM262 90H263V89H262ZM74 91H73V92H74ZM79 91H80V90H79ZM83 91H84V90H83ZM86 91H87V90H86ZM95 91H96V90H95ZM95 91H94V92H95ZM226 91H227V90H226ZM89 92H90V91H89ZM221 92H222V91H221ZM231 92H232V91H231ZM40 93H41V92H40ZM68 93H70V94L68 95ZM78 93H79V92H77V94H78ZM258 93H259V92H258ZM38 94H39V92H38ZM38 94H37V96H38ZM41 94H42V93H41ZM77 94H76V95H77ZM80 94H81V91H80ZM88 94H89V93H88ZM82 95H83V94H81V96H82ZM90 95H91V94H90ZM37 96H36V97H37ZM39 96H40V94H39ZM44 96H45V95H44ZM79 96H80V95H79ZM91 96H92V95H91ZM77 97H78V96H76V98H77ZM38 98H39V97H38ZM38 98H37V99H38ZM42 98H43V97H42ZM43 100H44V98H43ZM81 101H84V100H82V98H81ZM85 101H86V100H85ZM79 102H80V101H79ZM76 103H77V101H76ZM86 103H87V102H86ZM89 103H90V102H89ZM89 103H87V104L89 105ZM80 104H82V102H80ZM80 104H79V105H80ZM43 105H42V106H43ZM83 105H85V103H83ZM73 106H74V105H73ZM76 106H77V104H76ZM86 106H87V105H86ZM90 106H93V105H90ZM94 106H95V105H94ZM37 107H39V106L37 105ZM26 108H27V107H26ZM26 108H25L24 110H26ZM41 108H42V107H41ZM79 108H80V107H79ZM79 108H76V110L79 109ZM81 108H82V106H81ZM83 108H84V106H83ZM92 108H93V107H92ZM92 108H91V109H92ZM18 109H19V108H18ZM32 109H33V108H32ZM35 109H37V108L35 107ZM24 110H23V111H24ZM33 110H34V109H33ZM80 110H83V109H80ZM85 110H86V109H84L83 111H85ZM88 110H89V108H88ZM88 110H86L87 113H88ZM94 110H95V109H93L92 111H94ZM18 111H19V110H18ZM18 111H16V112H18ZM30 111L32 112L31 109H30ZM77 111H78V110H77ZM83 111H82V112H83ZM89 111H90V110H89ZM92 111H90V112L94 115V113H93ZM95 111H97V110H95ZM19 112H20V111H19ZM35 112H36V111H35ZM37 112H38V111H37ZM37 112H36V114L38 115L39 113H37ZM82 112L80 111V114H81ZM98 112H99V111H98ZM60 113H61V115L59 116ZM78 113H79V111H78ZM78 113H77V114H78ZM14 114H16V113H14ZM14 114H13V115H14ZM28 114H30V113H28ZM33 114H34V112H33ZM36 114H35V115H36ZM77 114H76V116H77ZM88 114H90V113H88ZM88 114H87V115H88ZM16 115H17V114H16ZM39 115H40V114H39ZM57 115H58V116H57ZM72 115H73V114H72ZM74 115H75V114H74ZM81 115H82V114H81ZM81 115L78 116V117L80 118ZM83 115L86 117V114H83ZM95 115H98V117H95V116H94V117L97 118V119H98L99 116H100V115L97 114V113H95ZM19 116H20V115L18 114L17 117H19ZM27 116H28V115H27ZM23 117L27 118L25 115H24ZM38 117H39V116H38ZM74 117H75V116H74ZM85 117H82L81 119H83V118H85ZM87 117H88V116H87ZM100 117H101V116H100ZM20 118H21V117H20ZM31 118H32V117H31ZM31 118H30V119H31ZM79 118H78V119H79ZM21 119H22V118H21ZM21 119H20V120H21ZM36 119H37V118H36ZM74 119H75V118H74ZM86 119H87V118H86ZM86 119H84L85 122H87ZM99 119H100V118H99ZM99 119H98V120H99ZM23 120H24V118L22 119V122H24ZM51 120H52V121H51ZM87 120H88V119H87ZM98 120H97V121H98ZM101 120H102V119H101ZM25 121H26V120H25ZM33 121H34V119H33ZM37 121H38V119L36 120V125H35V123H34L33 125H34L35 127H37V125H38V128H39V127L41 128V126H39V124H43V123H40V122L37 123ZM39 121H40V119H39ZM42 121H41V122H42ZM74 121H75V120H73V123H75ZM89 121H90V120H89ZM104 121H105V120H104ZM15 122H16V121H15ZM18 122H19V119H18ZM49 122H47V123H49ZM70 122H72V120H71ZM77 122H78V120H77ZM82 122H83V121H82ZM95 122H96V121H95ZM101 122H103V121H101ZM101 122H100V123H101ZM20 123H21V122H20ZM78 123H79V122H78ZM100 123H99V124H100ZM18 124H19V123H18ZM22 124H23V123H21V127L24 125V124H23V125H22ZM71 124H72V123H70L69 125H71ZM75 124H76V123H75ZM81 124H82V123H81ZM86 124H87V125H86ZM90 124H92V123H90ZM101 124H102V123H101ZM12 125H13V124H12ZM25 125H26V124H25ZM47 125H48V127H50V124H47ZM47 125H45V126H47ZM77 125H78V124H77ZM83 125H84V124H83ZM83 125H81V126H83ZM96 125H98V124H96ZM9 126H10V125H9ZM9 126H7V127H9ZM26 126H27V125H26ZM31 126H32V125H31ZM34 126H32V127L29 126L30 128H26V130L28 129L27 132H26V130L22 127L21 129H24V130H25L24 133H26V134H24V135H23V133H22L23 130H21V129L18 128V127L16 128V130H17V129H20V130H18V133H20L19 131H21V133H20V134H21V137H20L18 140L15 139V140H17V142H16L14 145H12L11 148H9L10 150L8 149V152H6V151H7L6 149H4V150H6V151H4V150L1 148L2 151H0V167L2 166V164H4L3 162H5V164H6V163L9 161V159H12V160H13V158H17V160L19 159L18 161H20V160L23 161V159H25V158L29 159L28 156H29V155L31 156V154H28V156L25 154V153H29V152H31V153L33 154V155L30 157V159H32V161L36 159V160L34 161V165L36 164V163H35L36 161H37V163H38V159L41 158L39 154H40V152L43 151L44 149L41 148V146L38 145V144L36 143V140H38V138H39L40 135H41V137H40L41 139H40V138H39V139L42 140V137H43V136H42V134H39V135L37 134V133H38V132H37V129H36V128H33ZM74 126H75V125H74ZM84 126H86V128H87L85 131H87V132H89V133L91 134V133H92V132H90L91 130L88 131V128H89L88 126H90L89 123H85ZM93 126H94V124H93ZM93 126H91V128H94ZM100 126H101V125H100ZM104 126H105V124H104ZM0 128H1V127H0ZM4 128H5V127H4ZM4 128H3V129H4ZM9 128H10V127H9ZM44 128H46V127H44ZM44 128H43V129H44ZM76 128H77V127H76ZM81 128H82V127H81ZM81 128H80V129H81ZM96 128H97V127H96ZM101 128H103V126H102ZM1 129H2V128H1ZM1 129H0V131H1V133H2L3 130H1ZM43 129H41V130H43ZM46 129H47V128H46ZM50 129H51V128H50ZM55 129H54V130H55ZM63 129H64V128H63ZM66 129H68V128H66ZM80 129H79V130H80ZM82 129H85V128L83 127ZM89 129H90V128H89ZM8 130H9V129H8ZM11 130H12V129H11ZM34 130H35V131H34ZM52 130H53V129H52ZM52 130H50V131H52ZM64 130H65V129H64ZM64 130H63V131H64ZM79 130H77V131L80 132ZM96 130H99V128L96 129ZM13 131H14V130H12V132H13ZM38 131H39V130H38ZM55 131H57V130H55ZM59 131H60V130H59ZM59 131H57V133H60ZM63 131H61V132L63 133ZM83 131H84V130H83ZM7 132H8V131H7ZM34 132H35V133H34ZM47 132H49V129L46 130V133H44V134L46 135ZM73 132H74V131H73ZM96 132H97V131H96ZM5 133H6V132H5ZM13 133H14V132H13ZM13 133H12V134H13ZM39 133H40V132H39ZM62 133H61V134H62ZM74 133H75V132H74ZM85 133H86V132H85ZM89 133H88V134H89ZM97 133L99 134V131H98ZM53 134H54V131H53ZM53 134H51V135H53ZM68 134H69V133H68ZM76 134H77V133H75V135H74V139H76V140L78 141V139L75 138V137H78V136H76ZM79 134H81V133H79ZM90 134H89V135H90ZM1 135H2V134H1ZM3 135H5V134H3ZM17 135H18V134H17ZM22 135H23V136H22ZM45 135H44V137L46 138ZM47 135H48V134H47ZM57 135H58V134H57ZM63 135H64V133H63ZM66 135H67V134H66ZM84 135H85V134H84ZM91 135H93V133H92ZM91 135H90V136H91ZM94 135H95V133H94ZM102 135H103V133H102ZM18 136H19V135H18ZM58 136H60V137H61L60 139L62 140V135H58ZM64 136H65V135H64ZM80 136H83V135H80ZM90 136H89V137H90ZM5 137H6V136H5ZM11 137H12V135H11ZM48 137H49V140L52 139V137H51V139H50V135H49ZM53 137H54V135H53ZM69 137H71V136H69ZM96 137H97V136H96ZM99 137H100V135H99ZM101 137H102V136H101ZM12 138H13V137H12ZM14 138H17V137L15 136ZM54 138H55V137H54ZM54 138H53V139H54ZM58 138H59V137H58ZM63 138H64V137H63ZM65 138H66V137H65ZM65 138H64V140H63L62 142H64L65 140H67V138H66V139H65ZM78 138H79V137H78ZM87 138H88V137H87ZM91 138L93 139V137H91ZM103 138H105V137H103ZM47 139H48V138H47ZM47 139H46V140H47ZM56 139H57V138H56ZM68 139H69V138H68ZM70 139H71V138H70ZM70 139H69V140H70ZM72 139H73V138H72ZM89 139H90V138H89ZM94 139H96V138H94ZM99 139L101 140V138H99ZM4 140L8 141L7 139H4ZM4 140H2V141L4 142L5 146H7ZM12 140H14V139H12ZM46 140H45V143H46ZM49 140H48V141H49ZM54 140H55V139H54ZM76 140H75V141H76ZM80 140H82V139L80 138ZM80 140H79V141H80ZM86 140H87V139H86ZM58 141H59V140H58ZM58 141H57V144L59 145ZM72 141H73V140H72ZM72 141H71V143H72ZM77 141H76V142H77ZM10 142H11V141H10ZM37 142H38V141H37ZM42 142H43V140H42ZM42 142H41V143H42ZM49 142H50V141H49ZM51 142L53 143L52 140H51ZM62 142H60V143H62ZM65 142H66V141H65ZM65 142H64V143H65ZM95 142H96V141H95ZM97 142H98V141H97ZM103 142H104V141H103ZM7 143H8V142H7ZM39 143H40V142H39ZM54 143H55V141H54ZM54 143H53V144H54ZM81 143H83V142H81ZM81 143H78V142H77L78 145L81 144ZM92 143H94V141H93ZM0 144H2V143H0ZM34 144H36L35 146L38 145V146L40 147V149H43V150H40V152L38 151L39 154H37V153H38L37 150L39 149V147H38L37 150H36V149L34 148V147H35ZM50 144H51V143H50ZM55 144H56V143H55ZM57 144H56V145H57ZM62 144H63V143H62ZM62 144H60V145H62ZM65 144H66L67 147H68L69 141L66 142ZM74 144H76V143H74ZM86 144H87V143H86ZM41 145H42V144H41ZM47 145H48V144H47ZM56 145H55V147H56ZM60 145H59V146H60ZM69 145H70V147H71L72 149L74 148V147L71 146V144H69ZM83 145H84V144H83ZM90 145H91V144H90ZM93 145H94V144H93ZM95 145H96V144H95ZM95 145H94V146H95ZM8 146H9V144H8ZM10 146H11V145H10ZM51 146H54V145H50V147H51ZM59 146L57 147L58 149L55 148L56 150H58V152H59V149L62 148V147H59ZM63 146H64V145H63ZM80 146H82V145H80ZM86 146L88 147V145H86ZM96 146H97V145H96ZM0 147H1V146H0ZM2 147H3V144H2ZM43 147H44V146H43ZM46 147H47V146H46ZM46 147H45V148H46ZM50 147H49V150H50ZM64 147H65V146H64ZM84 147H85V146H84ZM87 147H86V148H87ZM91 147H92V146H91ZM81 148H82V147H81ZM86 148H84V151H85ZM104 148H105V147H104ZM46 149H47V148H46ZM55 149H54V150L51 149V150H53V153L50 152L51 155H53V154H55V153H56V155H57L58 152H56ZM65 149H66V148H65ZM65 149H64V150H65ZM67 149H68V148H67ZM67 149H66V150H67ZM74 149H75V148H74ZM88 149L90 150V148H88ZM93 149H94V148H93ZM95 149H96V148H95ZM49 150L47 151L48 153H49ZM69 150H71V149H69ZM86 150H87V149H86ZM98 150H99V149H98ZM106 150H107V149H106ZM3 151H4V152H3ZM45 151H46V150H45ZM71 151L74 152L73 150H71ZM91 151H92V150H91ZM100 151H101V150H100ZM34 152H35V153H34ZM36 152H37V153H36ZM61 152H62V151H61ZM67 152H69V151H67ZM72 152H71V153H72ZM93 152H94V151H93ZM93 152H92V155H93ZM95 152H96V151H95ZM101 152H102V151H101ZM43 153H44V152H43ZM43 153H42V154H43ZM50 153H49V154H50ZM63 153L67 154V153L64 152V151H63ZM63 153H60V154H58V155L61 156V155H63ZM74 153H75V152H74ZM107 153H108V152H107ZM45 154H46V152H45ZM45 154H44V155H45ZM68 154H70V153H68ZM84 154H85V152H84ZM96 154H98V153L96 152ZM96 154H95V156H96ZM101 154H102V153H101ZM44 155H42V157H43ZM56 155H54V156H56ZM58 155H57V156H58ZM70 155H71V154H70ZM75 155H76V154H75ZM85 155H87V154H85ZM92 155H91V156H92ZM26 156H27V157H26ZM34 156H35V157H34ZM46 156H47V155H45V157H46ZM76 156L79 158L80 155H79V156L76 155ZM76 156H75V157H76ZM87 156H88V155H87ZM87 156H86V157H87ZM89 156H90V155H89ZM45 157H44V158H45ZM65 157H66V156H65ZM92 157H93V156H92ZM92 157H89V159L92 158ZM48 158H50V156H49ZM59 158H60V157H59ZM69 158H70L71 160L75 159V158L72 159L71 157H69ZM78 158H77V159H78ZM87 158H88V157H87ZM93 158H95V157H93ZM46 159H47V157H46ZM64 159H66V162H67V157H66V158L63 157V159L61 158V160L64 162V164H66L65 161H64ZM85 159H86V158H85ZM89 159H88V160H89ZM14 160H15V159H14ZM39 160H40V159H39ZM68 160H69V159H68ZM93 160H94V159H93ZM93 160H92V161H93ZM6 161H7V162H6ZM18 161H17V162H18ZM22 161H20V163H21ZM24 161H26V160H24ZM44 161H45V159H44ZM46 161H47V160H46ZM46 161H45V162H46ZM78 161H79V159H78ZM89 161H90V160H89ZM40 162H42V158H41V161H39V164H40ZM50 162L52 163V161H50ZM50 162H47V163H50ZM57 162H58V161H57ZM87 162H88V161H85L84 163L87 164ZM90 162H91V161H90ZM9 163H10V162H9ZM12 163H13V162H12ZM20 163H19V164H20ZM25 163H26V162H25ZM47 163H46V165H45V167H44V168H45L44 170H46V168H49V165H48ZM54 163H55V162H54ZM88 163H89V162H88ZM42 164H43V163H42ZM42 164H41V168L43 167ZM58 164H60V167H61V165H62L61 161H59ZM58 164L56 163L57 167H59ZM91 164H92V167H93V164H96V163L93 161V163H91ZM12 165H13V164H12ZM47 165H48V167H47ZM51 165H53V164H50V167H51ZM54 165H55V164H54ZM69 165H71V164H69V163L66 164V167H65V165H64V169L67 168V170H68ZM72 165H75V163H74V164L72 163ZM78 165H81L80 162H79ZM86 166H87V165H86ZM14 167H16V165H14ZM14 167H13L12 170H14ZM35 167H36L37 169L39 168L38 165H35ZM57 167H53V168L56 169ZM21 168H22V167H21ZM53 168H52V169H53ZM62 168H63V167H61V169H62ZM70 168H72V169H73V168H75V169H76V168L79 169L78 167H76V165H75V167H70ZM81 168H82V165H81ZM81 168H80V169H81ZM96 168H97V165H96ZM2 169H3V168H2ZM39 169H40V168H39ZM55 169H54V170H55ZM58 169H59V168H58ZM61 169H60V170H61ZM72 169H71V170H72ZM88 169H89V168H88ZM91 169H92V168H91ZM0 170H1V168H0ZM4 170H5V168H4ZM41 170H43V169H40V171H41ZM44 170H43V171H44ZM56 170H57V169H56ZM71 170H70V171H71ZM81 170H83V169H81ZM97 170H98V169H97ZM97 170H96V171H97ZM1 171L3 172V170H1ZM1 171H0V172H1ZM10 171H11V170H10ZM46 171H48V170H46ZM46 171H45V172H46ZM49 171H50V170H49ZM51 171H52V170H51ZM64 171H65V170H64ZM64 171H63V173H64ZM70 171H68V172H70ZM73 171H75V170H73ZM76 171H77V170H76ZM78 171H79V170H78ZM12 172H13V171H12ZM18 172H19V171H18ZM45 172H44V173H45ZM52 172H53V171H52ZM55 172H56V171H55ZM60 172H61V171H60ZM71 172H72V171H71ZM71 172L68 173L69 176H71V175H70V174H72ZM89 172H90V171H89ZM4 173H5V172H4ZM7 173H8V172H6V175H7ZM21 173H23V172H21ZM21 173H20L19 175H18V174H17V175H18L19 177H21ZM40 173H42V172H40ZM44 173H42V174H44ZM47 173H48V172H47ZM83 173H84V172H83ZM85 173H86V172H85ZM90 173H91V172H90ZM35 174H36V173H35ZM53 174H54V172H53ZM57 174H58V170H57ZM65 174H66V172H65ZM0 175H1V174H0ZM6 175H5V176H6ZM12 175H14V172L12 173ZM54 175H55V174H54ZM54 175L49 176V177H51V180H53ZM60 175H61V173H60ZM60 175H59V177H60ZM77 175H78V174H77ZM86 175H87V174H86ZM1 176H2V175H1ZM8 176H9V174H8ZM8 176H6V177H8ZM23 176H24V175H23ZM23 176H22V177H23ZM43 176H44V175H43ZM46 176H47V175H46ZM73 176H74V175H73ZM13 177H14V176H13ZM15 177H16V176H15ZM55 177H56V176H55ZM57 177H58V176H57ZM57 177H56V178H57ZM64 177H65V176H64ZM66 177H67V176H66ZM79 177H80V175H78V178H79ZM28 178H29V177H28ZM71 178L73 179L72 176H71ZM80 178H81V177H80ZM0 179H1V177H0ZM8 179H9V178H8ZM13 179H15V178H13ZM20 179H21V178H20ZM20 179H18V180H20ZM23 179H25V178H23ZM60 179H61V178H60ZM65 179H66V178H65ZM72 179H71V180H72ZM74 179H77V178L75 177ZM74 179H73V180H74ZM85 179H86V178H85ZM3 180H4V179H3ZM3 180H1V181H3ZM21 180H22V179H21ZM25 180H26V179H25ZM25 180H24V183H26ZM30 180H31V179H30ZM66 180H68V179H66ZM73 180L71 181V183H73ZM1 181H0V183H1ZM28 181H29V179H28ZM64 181H65V180H64ZM82 181H83V180H82ZM82 181H81V182H82ZM20 182H21V185H23V184H22L23 181H20ZM50 182H51V181H50ZM78 182H79V181H78ZM3 183H5V184L7 185V183L5 182V180H4ZM14 183H17V182L15 181ZM14 183H13V182L10 183V184H11L10 186H12V188H13L14 190H15L16 188L18 189L19 186L21 187V185L18 186V184H16L17 187H15V184H14ZM18 183H19V182H18ZM34 183H35V182H34ZM34 183H33V184H34ZM56 183H58V182H56V180H55V184H56ZM62 183H63V182H62ZM84 183H86V182H84ZM28 184H29V183H28ZM51 184H52V183H51ZM55 184H54V183L52 184V185L54 186V188L56 187ZM65 184H66V183H65ZM67 184H68V183H67ZM0 185L2 186V184H0ZM3 185H4V184H3ZM6 185L3 186L2 189L0 190V191L2 192V193H1V194H2V197L4 196L5 193H8V192H7L8 189H6ZM13 185H14V187H13ZM52 185H50V186H52ZM56 185H57V184H56ZM63 185H64V183H63ZM24 186H25V184H24ZM28 186H29V185H28ZM53 186H52V187H48V188H50V189H49V192H50L51 188H53ZM68 186H69V184L67 185V188H68ZM81 186H82V184H81ZM81 186H80V187H81ZM85 186H86V185H85ZM85 186H84V187H85ZM32 187L34 188L33 185H32L31 187L29 186V188H31L30 190H32ZM63 187H64V186H63ZM84 187L82 186L81 188H84ZM10 188H11V187H10ZM21 188H22V187H21ZM29 188H28V190L26 191V193L29 191ZM46 188H47V187H46ZM46 188H45V189H46ZM54 188H53L52 190H54ZM58 188H59V187H58ZM60 188H61V185H60ZM65 188H66V187H64L63 189H65ZM17 189H16L15 191H17V193L19 194V196H23V194H21L22 191L19 190L20 192H18ZM19 189H20V188H19ZM22 189L25 190V189H27V188H24V187H23ZM36 189H37V188H36ZM69 189H70V187H69ZM14 190H13V191H14ZM24 190H23V191H24ZM56 190H57V187H56ZM5 191H6V192H5ZM8 191H9V190H8ZM15 191H14V193H15L14 197L18 195V194H16ZM36 191H38V190H36ZM43 191H44V190H43ZM43 191H42V194H44ZM45 191H48V189L45 190ZM57 191H58V190H57ZM65 191H66V190H65ZM70 191H71V190H70ZM82 191H83V189H82ZM54 192H55V191H53L51 194H50V193H47V195L44 194V195H46V196L44 197L45 199H43L44 201H43V200L41 201V199H40V202H39V203H36V202L34 203V199H35V195H36V194H34V198H33L32 195H31V197H29L30 195L28 196L29 193H27V195L24 193V194H25V196H24V199H25V200H26L27 197H29L28 200H30V198H33V203H31V204H29V205H27V204L29 203L28 200L25 201V200L23 199L25 202H28L27 204L25 203V204H26L25 206H30V208H31V209H30L29 207H26V211H27V208H28L29 211H30V212L27 211V212H28L27 216L30 217V220H31V218H32V219H35L36 217H37V219H38V217H41L42 214H43V215H44V214H47V216H48L49 213H50V211H52V213H53V208H55V207H53V201H52V200H54V199H53L54 196L52 197V194H53ZM60 192H61V191H60ZM3 193H4V194H3ZM11 193H12V191H11ZM11 193H10V194H11ZM14 193H13V194H14ZM31 193H32V192H31ZM35 193H36V192H35ZM37 193H38V192H37ZM39 193H40V192H39ZM61 193H62V192H61ZM20 194H21V195H20ZM81 194H82V192H81ZM83 194H84V193H83ZM5 195H6V194H5ZM37 195H38V197H39L40 194H37ZM53 195H54V194H53ZM56 195H57V194H56ZM56 195H55V196H56ZM59 195H61V194H59ZM63 195H64V194H62L61 196H63ZM7 196H8V195H7ZM7 196H6V197H3L4 199L1 198V199H2V200H1V203L3 202V200H4V203H3V204H5V202L8 203V202H7V200H8V199H7ZM11 196H12V194H11ZM19 196H18V197H15V198H20ZM26 196H27V197H26ZM57 196H58V195H57ZM57 196H56V197H57ZM0 197H1V195H0ZM5 198H6L7 200H6ZM8 198H9V197H8ZM36 198H37V196H36ZM58 198L60 199L59 196H58ZM21 199H22V198H21ZM64 199H65V197H64ZM12 200H14V198H13ZM17 200H19V199H17ZM35 200H36V199H35ZM68 200H69V199H68ZM8 201H9V200H8ZM10 201H11V200H10ZM20 201H21V200H20ZM20 201H17V202L15 201V202H16L15 206L18 205V204H20ZM30 201H32V200H30ZM61 201H62V200H61ZM11 202H12V201H11ZM12 203H13V202H12ZM57 203H60V201L57 202ZM64 203H65V201H64ZM3 204H2L1 206H3ZM55 204H56V202H55ZM61 204H62V202H61ZM65 204H67V202H66ZM65 204H64V206H65ZM6 206L9 207V204L6 205ZM12 206H13V204H12ZM23 206H24V204H23ZM18 208H19V207H18ZM18 208H17V209H18ZM59 208H60V206H59ZM59 208H58V209H59ZM62 208H65V207H61V209H62ZM0 209H2V207H1ZM4 209H5V207H4ZM4 209H3V210H4ZM6 209L8 210V208H6ZM56 209H57V208H56ZM12 210H14V209L12 208ZM15 210H16V209H15ZM19 210H22V209L20 208ZM16 211H17V210H16ZM16 211H15V212H16ZM1 212H2V211H1ZM18 212H19V211H18ZM6 213H7V211H6ZM9 213H10V212H9ZM22 213H24V212L21 211V214H22ZM1 214H2V213H1ZM1 214H0V215H1ZM3 214L6 215V214H5V210H4ZM10 214H12V213H10ZM13 214H14V213H13ZM18 214H19V213H18ZM18 214H17V215H18ZM21 214H19L18 217H19ZM7 215H8V214H7ZM23 215H24V214H23ZM23 215H22V217H23ZM25 215H26V214H25ZM25 215H24V216H25ZM13 216H14V215H13ZM27 216H26V219H25V218H23V219L27 220ZM47 216H46V217H47ZM50 216H51V218L53 217L52 214H51ZM50 216H49V219H50ZM2 217H3V216H2ZM5 217H7V216H5ZM10 217H12V216H10ZM43 217H44V216H43ZM20 218H21V217H20ZM20 218H19V219H20ZM3 219H4V218H3ZM5 219H6V218H5ZM11 219H12V218H10L9 221H11ZM13 219H14V218H13ZM17 219H18V218H17ZM17 219H16V220H17ZM40 219H41V218H40ZM53 219H54V217H53ZM16 220H15V223H16ZM46 220H47V219H46ZM39 221H40V220H39ZM39 221H38V222H39ZM44 221H45V220H44ZM51 221H52V219L49 220V223H52ZM17 222H18V221H17ZM24 222H25V221H24ZM30 222H31V221H30ZM38 222H37V224L39 225V227H40L41 230H42V229H43L42 227H43L44 224L41 223V224H42V225H41V224L38 223ZM3 223H4V222H3ZM10 223H11V222H10ZM15 223H13L12 225H14ZM22 223H23V222H22V218H21L20 224H22ZM31 223H32V222H31ZM31 223H30V224H31ZM35 223H36V222H35ZM35 223H33V224H35ZM45 223L47 224V227H49L50 224H48L47 222H45ZM23 224H25V223H23ZM5 225H6V224H5ZM8 225H9V223H8ZM15 225H16V224H15ZM18 225H19V223H18ZM35 225H36V224H35ZM51 225H52V224H51ZM51 225H50L51 229H50V228H47V229H49V233H50V230H52V226H51ZM9 226H10V225H9ZM9 226H8V227H9ZM41 226H42V227H41ZM0 227H1V225H0ZM2 227H3V226H2ZM2 227H1V228H2ZM13 227H15V226H13ZM19 227H20V226H19ZM24 227H27V226H23V229H24ZM29 227H30V226H29ZM39 227H38V228H39ZM44 227H45V226H44ZM5 228H7V227H5ZM21 228H22V227H21ZM35 228H36V227H35ZM3 229H4V228H3ZM12 229H13V228H12ZM15 229H16V228H15ZM17 229H18V227H17ZM45 229H46V227H45ZM7 230H8V233H9L10 229H7ZM33 230H34V229H33ZM36 230H37V229H36ZM41 230L39 229L38 231L40 232ZM1 231H2V233H3L4 230H1ZM34 231H35V230H34ZM38 231H36V232H37L36 234H38ZM42 231H43V233L40 232V234L42 233V235H43L44 233H47V235L49 234L48 232H45L44 229H43ZM46 231H48V230H46ZM5 232H7V231H5ZM15 233H16V232H15ZM33 233H34V232H33ZM51 233H52V232H51ZM4 234H6V233H3L2 236H3ZM13 234H14V233H13ZM6 235H7V234H6ZM6 235H5V236H6ZM30 235H31V234H30ZM47 235H44V236H46V237H48V238H50V237L52 236L51 234H50L49 236H47ZM8 236H9V235H8ZM37 236L39 237V234L36 235V237H37ZM3 237H4V236H3ZM28 237H29V236H28ZM34 237H35V235H34ZM36 237H35V238H36ZM6 238H7V237H6ZM44 238H45V237H44ZM51 238H52V237H51ZM0 239H1V238H0ZM25 239H26V238H25ZM39 239H40V240L42 239V238H41V235H40ZM39 239H37V240H39ZM45 239L48 240L47 238H45ZM11 240H12V239H11ZM14 240H15V239H14ZM16 240H17V238H16ZM16 240H15V241H16ZM30 240H31V238H30ZM33 240H34V239H33ZM33 240H32V241H33ZM51 240H52V239H51ZM51 240H50V242H51ZM21 241H22V240H21ZM28 241H29V240H28ZM52 241H53V240H52ZM35 242H36V241H35ZM47 242H49V240H48ZM50 242H49V243H50ZM1 243H2V242H1ZM9 243H12V242H9ZM15 243H16V242H15ZM17 243L19 244L20 241L17 242ZM21 243L23 244L24 242L22 241ZM28 243H29V242H28ZM33 243H34V241H33ZM43 243H45V242H43ZM43 243H42V244H43ZM51 243H52V242H51ZM22 244H19V247L17 248V246H16L15 248L19 249L20 246H23ZM26 244H27V243H26ZM26 244H25V246H26ZM31 244H32V243H31ZM46 244H47V243H46ZM12 245H13V244H12ZM12 245H10V246L13 247ZM16 245H17V244H16ZM38 245H39V242H38ZM38 245H37V246H38ZM43 245H44V244H43ZM43 245H42V246H43ZM50 245H51V244H50ZM8 246H9V245H8ZM25 246H24V248H25ZM33 246L35 247V245H33ZM33 246H32V247H33ZM37 246H36V247H37ZM39 246H40V245H39ZM47 246H48V245H47ZM11 247H10V248H11ZM27 247H28V246H27ZM30 247H31V245H30ZM43 247H44V246H43ZM49 247L51 248V246H49ZM6 248L8 249V247H6ZM44 248H45V247H44ZM50 248H49L47 251L51 250ZM13 249H14V248H13ZM25 249H26V248H25ZM25 249H24V250H25ZM27 249H29V248H27ZM27 249H26V250H27ZM39 249H40V248H39ZM46 249H47V247H46ZM24 250H23V248H22V250H20V251H23V253H24ZM31 250H32V249H31ZM9 251H11V250H9ZM16 251H17V250H16ZM16 251H14V252L16 253ZM18 251H19V250H18ZM39 251H41V250H39ZM42 251H43V249H42ZM42 251H41V252H42ZM47 251H46V252H47ZM4 252H5V251H4ZM11 252H12V251H11ZM29 252H30V251H29ZM18 253H19V252H18ZM23 253H21L22 256H23ZM25 253H26V252H25ZM25 253H24V254H25ZM43 253H44V252H43ZM50 253H51V252H50ZM16 254H17V253H16ZM26 254H27V253H26ZM11 255L13 256V255H15V254H11ZM49 255H50V254H49ZM15 256H16V255H15ZM19 256H21V255L19 254ZM22 256H21V257H22ZM6 257H7V255H6ZM13 257H14V256H13ZM13 257H12V258H13ZM44 257H45V255H44ZM48 257H49V256H48ZM3 258H4V257H3ZM12 258H11V259H12ZM16 258H20V257H18V255H17ZM46 258H47V256H46ZM9 259H10V258H9ZM13 259H15V257H14ZM48 259H49V258H48ZM16 260L18 261V263H20L19 261H20L21 259H20V260L16 259ZM16 260H14V261L16 262ZM45 260H46V259H45ZM4 261H5V260H4ZM6 262H7V261H6ZM45 262H46V261H45ZM47 262H48V261H47ZM4 263H5V262H4ZM7 263H8V262H7ZM7 263H6V264H7ZM13 263H14V262H13ZM16 263H17V262H16ZM18 263H17V264H18ZM48 263H49V262H48ZM48 263H47V264H48ZM50 263H51V262H50ZM50 263H49V264H50Z\"/></svg>","mask_w":264,"mask_h":264}]
</instances>
